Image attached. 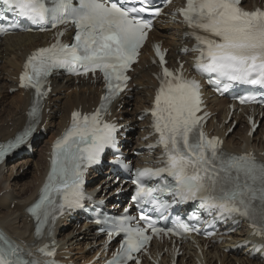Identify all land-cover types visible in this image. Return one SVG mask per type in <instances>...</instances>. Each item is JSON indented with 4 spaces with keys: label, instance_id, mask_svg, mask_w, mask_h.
Segmentation results:
<instances>
[{
    "label": "snow or ice",
    "instance_id": "1",
    "mask_svg": "<svg viewBox=\"0 0 264 264\" xmlns=\"http://www.w3.org/2000/svg\"><path fill=\"white\" fill-rule=\"evenodd\" d=\"M161 2L172 0H0V35L19 27L8 16L20 17L41 31L72 25L74 42H57L40 48L27 59L20 86L35 90L33 122L14 141L0 144V160L26 143L35 131L40 101L46 94L45 84L53 72L63 70L73 75H103L108 94L92 115L74 112L72 125L57 141L52 153L51 171L39 201L31 208L37 221L36 234H43L49 220L54 221L65 209L80 208L84 200V170L99 161L107 147L116 146V127L102 120L111 100L123 91L129 77L126 72L140 55V49L152 27L145 13L158 16ZM241 0H186L178 9L191 29L186 33L194 41L193 52L199 55L195 70L206 75L220 92L237 85L264 88V10L246 11ZM8 20L9 23H4ZM64 35L63 31L57 33ZM161 65L165 55L157 45ZM185 52L188 49H184ZM161 85L151 115L163 148L162 167L145 168L135 173L132 197L137 207L148 205V211L162 212L173 202H197L210 214L221 217L238 215L246 218L254 234L264 236V162L253 154L231 155L220 150L222 141L209 139L202 128L200 84L185 79L163 67ZM255 96H244L241 103L254 102ZM149 181H156L154 184ZM144 222L134 224L131 215L109 217L111 239L120 236L115 256L108 264H129L134 254L149 244L153 235L171 232L176 235L198 232L199 229L177 218L175 227L156 226L153 217L144 211ZM101 223L100 220L96 221ZM45 258L54 257L47 247L39 249ZM0 264H54L53 260L34 258L6 234L0 232ZM138 264V261H136Z\"/></svg>",
    "mask_w": 264,
    "mask_h": 264
},
{
    "label": "bare ground",
    "instance_id": "2",
    "mask_svg": "<svg viewBox=\"0 0 264 264\" xmlns=\"http://www.w3.org/2000/svg\"><path fill=\"white\" fill-rule=\"evenodd\" d=\"M153 36L155 39L164 40L165 45L170 46L173 52V45L176 41V33L174 31V27H159L157 31L153 33ZM39 42V35H17L7 37L4 40L0 41V96L3 95L6 90H9L10 88L16 86V80L14 79V75H17V73L19 72L24 56L28 54L31 50H33ZM146 64H149V62H146ZM152 70L153 69H145L144 71H136L135 73L136 77L141 74L139 76L141 80L137 83L144 89L142 92L137 91L136 94V99L139 100L136 107L139 109H143L144 107H146L147 101L149 99V97L145 96L142 98V95H148V92H151V90L149 91V86H151L152 84L155 86L154 80L151 81L150 78V73ZM53 87V92L57 94V96L59 93L64 92L66 90H75L74 92H72L71 95L66 94V104L63 107H59V102L61 100L60 97L55 100L51 99V104L49 108H59L57 113H52L61 114L58 119L59 122L55 127V131L53 132V135H55L63 126L66 118L68 117L69 110L73 107H86V105H90L95 100L96 90H94L89 85H83L81 86L80 92H77V86H75L72 81H68L65 84L64 82H60L58 80L54 81ZM87 93L89 94L88 97ZM29 103V97H23L20 93L14 95V98L10 104L5 105V102L3 100L0 101V109L3 108L2 111L0 110V142L5 141L10 137H13L17 131L23 128L26 123L25 112ZM124 103L127 104L129 102L124 99ZM212 103V106H218L220 108L221 114L224 113V100H214ZM119 116L124 118L125 123L136 121V116H134V114L132 115V113L128 111L121 112ZM45 120H48V122H50L49 125L47 124V128L51 127L54 124L53 115L46 116ZM245 131L246 129L244 130V132L242 130H238L236 133L233 132V135L230 136L227 141L229 149L236 150V148L243 146L244 141L249 145L250 140L246 138ZM263 133L264 129L260 135L255 136L253 138L252 146L256 150H264V140H262L261 138V135ZM50 140L47 141L45 144L48 145ZM38 144L39 143H36V146ZM36 146L35 151H37ZM43 150L44 149H41L42 152ZM41 157L43 158L40 159V163L38 165L39 176L36 178L35 183L31 185L23 184L20 189L17 188L18 184L14 182L18 179V177L14 176V172L15 170H17V168H22L23 166V168H25V166H27L29 163H22V158L20 160H16L13 163L9 162L5 166L0 168V193L2 191L7 190L9 187H11V191L13 193L12 199L10 200H5V198L7 199L6 195L0 198V225L11 236H14L17 239L26 242L31 240V233L33 231V228L32 224L28 221V217L24 209L35 197L37 192V182L41 179L42 173L46 166L45 154L41 155ZM25 158H27L26 161L30 160V158L28 157ZM5 170H7V173H9V177L5 176ZM13 203L17 204L15 205L14 210H11L10 207ZM79 232H81V229L77 228L72 229L70 232L67 233L61 232L60 239L63 245L74 247V242H76L77 240L76 235ZM242 236L243 234L240 236V238H238L237 236L233 237L231 241L232 245H234L237 241L241 240ZM95 240L96 237L93 234H84V239L80 244H78V246H83L86 248L90 246ZM97 242L99 241L97 240ZM231 243H228L225 246H230ZM90 252L91 251H88V254H90ZM213 254L216 256V258L209 254L206 255L205 259L207 264H217V262H220V264H260L257 261H249L243 253L226 255L223 253L222 247H213ZM193 255L194 252L191 253V256ZM187 264H193L192 260L187 261Z\"/></svg>",
    "mask_w": 264,
    "mask_h": 264
},
{
    "label": "rangeland",
    "instance_id": "3",
    "mask_svg": "<svg viewBox=\"0 0 264 264\" xmlns=\"http://www.w3.org/2000/svg\"><path fill=\"white\" fill-rule=\"evenodd\" d=\"M7 91L8 90H6L5 91V93L7 94ZM68 91H69V94H68ZM75 90L73 89L72 91H71V89H69V90H66V91H64V92H61V93H66L67 92V95H71L72 94V92H74ZM5 93L3 94V95H1L0 97L2 98V96H3V101L5 102V105L6 104H10L11 103V101L13 100V98H14V95L15 94H9L8 96H5ZM61 93H59V94H61ZM59 94H58V96H56V98H54L53 100H55V99H58L59 97H60V102H59V107H63L65 104H66V97H67V95L65 94V96L64 97H62L61 95L59 96ZM135 94H137V92L135 93ZM149 97V95H142V98L143 97ZM4 97H6V98H4ZM8 97V98H7ZM0 98V99H1ZM137 98V97H136ZM65 100V101H64ZM1 101V100H0ZM62 102V103H61ZM136 102L138 103L139 102V100H137L136 99ZM136 102H135V100H133V103H132V105H130V106H128L127 107V109L129 110V111H133L134 112V110L136 109L137 110V108H136ZM53 108H55V107H52L51 108V113L52 112H55V113H57L58 112V110H59V108H57L56 107V109H53ZM53 109V110H52ZM1 111L3 110V108H1L0 109ZM123 111H127V110H122L121 112H123ZM133 112H131L132 113V115L134 114ZM53 114V113H52ZM134 116H136V115H134ZM59 117H60V114H57L56 116H55V119L53 120V121H55L54 123L57 125L58 124V122H59ZM49 123L50 122H48V125H49ZM51 127H53V126H51ZM48 129H50V127L48 128ZM237 129H240V128H237ZM261 129H263V124H262V126H261ZM53 130H55V127H54V129ZM237 132V131H236ZM235 132V133H236ZM51 134H50V137L48 138V137H46L47 139H45V141H44V143H46L47 141H49L50 139H51V137H52V132H50ZM238 138V137H237ZM41 149H42V147H41ZM37 151H39V149H37ZM37 151H35L36 152V154H35V156H34V158H33V160H32V158H30V160L29 161H26L27 160V158H23V160H22V163H25V162H28L29 164L28 165H31V166H25V169L22 167V168H17V170H15V172H14V176H16V177H18V179H17V181H14L16 184H18L17 185V188L18 189H20L21 187H22V185L23 184H26V185H31V184H34L35 183V180H36V178L39 176V168H38V165H39V163H40V159H42L43 157H41V155H42V151L40 152H37ZM33 161V162H32ZM31 162V163H30ZM37 166V169H35L36 167H35V165ZM20 169H23V170H21V173H20ZM16 174V175H15ZM20 174H22L21 175V177H19V175ZM5 176L6 177H9V173H7V170H5ZM15 177V178H16ZM8 179V178H7ZM18 182V183H17ZM6 195V197H7V199L5 198V200L7 201L8 199L10 200V199H12V196H13V193H12V191H11V187H9L7 190H5V192L4 191H2V193H0V198H2L3 196H5ZM11 210H14V205H11ZM79 240H80V237H79ZM82 242V241H81ZM81 242H77V240H76V242H74V244H75V246L74 247H76V246H78V244H80ZM85 248V247H84ZM81 251H83V249H81ZM86 255H88V251L86 252ZM74 259H76V258H74Z\"/></svg>",
    "mask_w": 264,
    "mask_h": 264
}]
</instances>
